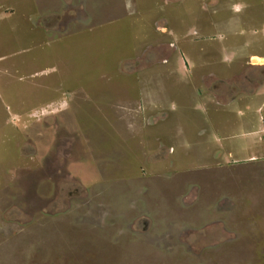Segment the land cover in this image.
I'll return each mask as SVG.
<instances>
[{
	"label": "rangeland",
	"instance_id": "rangeland-1",
	"mask_svg": "<svg viewBox=\"0 0 264 264\" xmlns=\"http://www.w3.org/2000/svg\"><path fill=\"white\" fill-rule=\"evenodd\" d=\"M259 57L264 0H0V264H264Z\"/></svg>",
	"mask_w": 264,
	"mask_h": 264
},
{
	"label": "flooded vegetation",
	"instance_id": "flooded-vegetation-1",
	"mask_svg": "<svg viewBox=\"0 0 264 264\" xmlns=\"http://www.w3.org/2000/svg\"><path fill=\"white\" fill-rule=\"evenodd\" d=\"M234 90V89H233ZM164 150H173L174 151V149H173V147L172 146H167V145H164ZM249 216V215H248Z\"/></svg>",
	"mask_w": 264,
	"mask_h": 264
},
{
	"label": "bare ground",
	"instance_id": "bare-ground-1",
	"mask_svg": "<svg viewBox=\"0 0 264 264\" xmlns=\"http://www.w3.org/2000/svg\"><path fill=\"white\" fill-rule=\"evenodd\" d=\"M257 59H258V57L254 56L253 61L256 62ZM259 59H260L261 61H264V58H260V57H259Z\"/></svg>",
	"mask_w": 264,
	"mask_h": 264
},
{
	"label": "clouds",
	"instance_id": "clouds-1",
	"mask_svg": "<svg viewBox=\"0 0 264 264\" xmlns=\"http://www.w3.org/2000/svg\"><path fill=\"white\" fill-rule=\"evenodd\" d=\"M261 140L264 141V131H263V136L261 137ZM253 158H257V156H253V157H251V159H253Z\"/></svg>",
	"mask_w": 264,
	"mask_h": 264
}]
</instances>
